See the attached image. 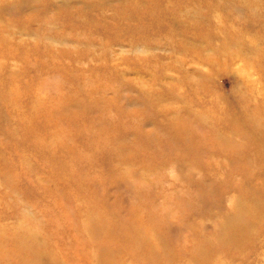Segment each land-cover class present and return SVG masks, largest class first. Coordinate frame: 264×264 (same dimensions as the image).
Masks as SVG:
<instances>
[{
    "label": "rangeland",
    "instance_id": "obj_1",
    "mask_svg": "<svg viewBox=\"0 0 264 264\" xmlns=\"http://www.w3.org/2000/svg\"><path fill=\"white\" fill-rule=\"evenodd\" d=\"M0 264H264V0H0Z\"/></svg>",
    "mask_w": 264,
    "mask_h": 264
}]
</instances>
